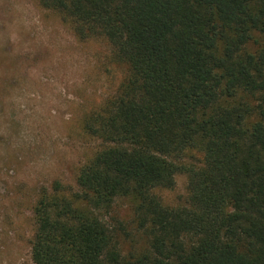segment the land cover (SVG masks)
I'll list each match as a JSON object with an SVG mask.
<instances>
[{
  "label": "trees",
  "instance_id": "obj_1",
  "mask_svg": "<svg viewBox=\"0 0 264 264\" xmlns=\"http://www.w3.org/2000/svg\"><path fill=\"white\" fill-rule=\"evenodd\" d=\"M38 2L125 75L82 119L97 148L74 184L38 193L32 263L264 264V0ZM118 198L131 231L105 218Z\"/></svg>",
  "mask_w": 264,
  "mask_h": 264
},
{
  "label": "rangeland",
  "instance_id": "obj_2",
  "mask_svg": "<svg viewBox=\"0 0 264 264\" xmlns=\"http://www.w3.org/2000/svg\"><path fill=\"white\" fill-rule=\"evenodd\" d=\"M125 75L102 38L81 40L69 22L38 0H0V264H33L32 207L43 187L74 184L97 148L82 130L84 115ZM162 201L183 205L186 176ZM131 231V202L118 198L105 216ZM127 250L130 240L121 237Z\"/></svg>",
  "mask_w": 264,
  "mask_h": 264
}]
</instances>
